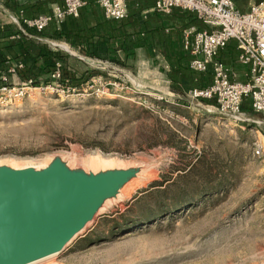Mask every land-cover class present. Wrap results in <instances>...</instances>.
<instances>
[{"label": "rangeland", "instance_id": "rangeland-1", "mask_svg": "<svg viewBox=\"0 0 264 264\" xmlns=\"http://www.w3.org/2000/svg\"><path fill=\"white\" fill-rule=\"evenodd\" d=\"M0 17L10 20L1 5ZM71 50L70 90L0 105V162L40 166L64 152L85 166L150 168L39 264H264V160L253 154L264 124L235 122L189 91L178 101L161 56L116 64Z\"/></svg>", "mask_w": 264, "mask_h": 264}, {"label": "built area", "instance_id": "built-area-1", "mask_svg": "<svg viewBox=\"0 0 264 264\" xmlns=\"http://www.w3.org/2000/svg\"><path fill=\"white\" fill-rule=\"evenodd\" d=\"M87 3L84 0H57L49 12L27 17L23 12L16 15L3 7L10 21L28 36H32L22 23L40 32L54 23L61 27L67 17L77 18ZM108 19L123 20L129 15L128 0H98ZM174 8L194 12L205 25L186 27L183 31V48L190 56V67L202 74H211L212 83L189 91L195 99H213L212 108L238 123L264 124V0H250L248 9L242 11L237 0H156L154 11L169 15ZM18 36V35H17ZM235 39L240 50L238 62L247 67V81L232 78L228 64L220 58V52ZM41 43L54 51L69 52L71 45L64 40L39 37ZM66 47H65V46ZM109 63V62H108ZM166 71L170 65L163 62ZM69 72V73H67ZM72 69L62 60L57 61L49 73V81L42 82L27 75L25 60L9 62L0 70V105H7L24 98L34 89L70 90ZM12 77L16 82L12 81ZM112 82L104 85V92L110 90ZM250 98L251 106L258 119L243 110L244 100ZM261 133V132H260ZM253 144L254 156L264 160V135Z\"/></svg>", "mask_w": 264, "mask_h": 264}, {"label": "water", "instance_id": "water-1", "mask_svg": "<svg viewBox=\"0 0 264 264\" xmlns=\"http://www.w3.org/2000/svg\"><path fill=\"white\" fill-rule=\"evenodd\" d=\"M149 168L85 166L64 152L40 166L0 162V264H32L63 252Z\"/></svg>", "mask_w": 264, "mask_h": 264}, {"label": "trees", "instance_id": "trees-1", "mask_svg": "<svg viewBox=\"0 0 264 264\" xmlns=\"http://www.w3.org/2000/svg\"><path fill=\"white\" fill-rule=\"evenodd\" d=\"M56 1L0 0V4L16 15L23 12L27 17H34L49 12L51 4ZM146 22L140 23L133 19L114 20L104 17L98 18L96 24L91 25L81 12L77 18L67 17L61 27L52 23L40 32L22 23L23 28L32 34V36H28L20 30L18 25L8 21L5 17H0V70H5L10 61L25 60L28 76L38 81L48 82L50 80L48 76L54 64L60 60L65 62L66 57L62 51H54L41 43L38 40L39 37L64 40L85 56L106 58L116 64H124V60L133 57L136 54V48L144 44L142 39L148 31ZM201 24L202 22L195 16L181 27V37L186 27L196 25L198 28H203ZM159 52L164 53L170 65V70L166 71V74L173 90L179 95L180 92L202 88L212 83L210 73L202 74L190 67V56L184 48L177 47L175 49L168 46L163 51H156L155 56ZM122 54L125 55V59L122 58ZM70 77L74 84L79 79L73 70ZM177 100L187 101L182 95L177 97ZM204 100L215 102L213 99ZM242 108L250 114H255L249 98L244 100ZM261 131L264 133L263 129Z\"/></svg>", "mask_w": 264, "mask_h": 264}, {"label": "crops", "instance_id": "crops-1", "mask_svg": "<svg viewBox=\"0 0 264 264\" xmlns=\"http://www.w3.org/2000/svg\"><path fill=\"white\" fill-rule=\"evenodd\" d=\"M36 0H30L33 2ZM87 4L82 8L81 12L86 21L91 25H95L98 18H104V12L98 4V0H84ZM156 0H128L129 15L126 19H133L137 22L147 24V33L142 41L144 44L136 48V51L141 50L143 55L146 52L154 57V53L158 50L170 48H183V36L181 37V27L185 26L187 22L195 18L196 14L191 11H186L181 8H174L173 12L169 15L161 14L153 10ZM247 9L250 0L247 2ZM238 7L242 10L245 4L242 0H237ZM51 9V6H50ZM246 9V10H247ZM138 11V12H137ZM203 28L204 24H201ZM180 33V35H179ZM171 36V37H170ZM237 49L239 50L238 46ZM70 51L74 53L71 49ZM146 51V52H145ZM150 52V53H149ZM239 52L235 53L234 45H228L220 52V58L224 60L232 71V78L247 81L248 70L238 62ZM162 57L164 63H168L164 53L161 52L156 55V58ZM122 58L125 59V55L122 54ZM130 59V58H129ZM108 61V60H107ZM12 62V61H11ZM163 64V63H161ZM169 64V63H168ZM166 79L168 82L167 74ZM12 81L16 82L15 78L12 77Z\"/></svg>", "mask_w": 264, "mask_h": 264}, {"label": "bare ground", "instance_id": "bare-ground-1", "mask_svg": "<svg viewBox=\"0 0 264 264\" xmlns=\"http://www.w3.org/2000/svg\"><path fill=\"white\" fill-rule=\"evenodd\" d=\"M65 46V45H64ZM66 47V46H65ZM122 164V163H121ZM58 254H55V255H52V256H49V257H47V258H45V259H42V260H39V261H37V262H34V263H32V264H39V263H43V261H46V260H51V258H53V257H55V256H57ZM48 264V263H47Z\"/></svg>", "mask_w": 264, "mask_h": 264}]
</instances>
